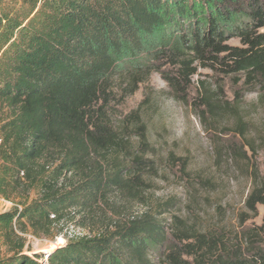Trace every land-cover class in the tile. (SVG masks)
Instances as JSON below:
<instances>
[{
  "label": "trees",
  "instance_id": "obj_1",
  "mask_svg": "<svg viewBox=\"0 0 264 264\" xmlns=\"http://www.w3.org/2000/svg\"><path fill=\"white\" fill-rule=\"evenodd\" d=\"M199 69L264 86V0H0V199L17 201L0 213V264H264V217L234 248L206 233L169 243L155 213L26 248L66 216L141 199L113 103L153 72L178 90ZM246 204L264 208V186Z\"/></svg>",
  "mask_w": 264,
  "mask_h": 264
},
{
  "label": "rangeland",
  "instance_id": "obj_2",
  "mask_svg": "<svg viewBox=\"0 0 264 264\" xmlns=\"http://www.w3.org/2000/svg\"><path fill=\"white\" fill-rule=\"evenodd\" d=\"M238 80L199 69L188 87L177 90L153 72L132 95H119L113 104L123 151L142 160L141 199L125 205L111 197L90 215L55 223L48 238L28 234L29 254L45 255L117 219L145 213L160 215L169 243L173 235L206 233L227 247L241 246L243 233L261 226L264 217L262 206L252 212L246 204L253 189L264 186V86L244 87ZM5 116L0 108V121ZM13 202L0 199V213Z\"/></svg>",
  "mask_w": 264,
  "mask_h": 264
},
{
  "label": "bare ground",
  "instance_id": "obj_3",
  "mask_svg": "<svg viewBox=\"0 0 264 264\" xmlns=\"http://www.w3.org/2000/svg\"><path fill=\"white\" fill-rule=\"evenodd\" d=\"M53 250V249H52Z\"/></svg>",
  "mask_w": 264,
  "mask_h": 264
}]
</instances>
